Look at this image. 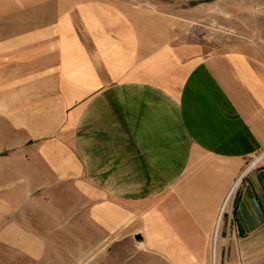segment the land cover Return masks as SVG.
Returning <instances> with one entry per match:
<instances>
[{
	"label": "crops",
	"instance_id": "obj_1",
	"mask_svg": "<svg viewBox=\"0 0 264 264\" xmlns=\"http://www.w3.org/2000/svg\"><path fill=\"white\" fill-rule=\"evenodd\" d=\"M245 2L0 0V188L51 173L106 221L135 207L170 264H264V37L212 47L174 20L222 6L243 29ZM0 242L33 252L16 222Z\"/></svg>",
	"mask_w": 264,
	"mask_h": 264
},
{
	"label": "rangeland",
	"instance_id": "obj_2",
	"mask_svg": "<svg viewBox=\"0 0 264 264\" xmlns=\"http://www.w3.org/2000/svg\"><path fill=\"white\" fill-rule=\"evenodd\" d=\"M245 3L251 11L247 6L232 5L242 11L243 21L238 24L243 29L232 27L237 21L222 6L194 10L188 18L176 14L174 20L180 22L187 37H210L212 47L232 38L264 37V10L257 0ZM48 181L49 189L26 190V196L25 190L0 188V197L25 202L10 205L9 213L0 206V227L20 224L33 247L28 253L0 242V264H170L167 254L152 251V238L138 232L135 207L120 206L124 210L121 215L112 209L105 213L111 218L106 221L94 211V202L101 199L90 197L82 184L78 188L76 182L56 180L51 173ZM137 234L142 239L136 238ZM165 240L167 243V238H162L157 245Z\"/></svg>",
	"mask_w": 264,
	"mask_h": 264
},
{
	"label": "water",
	"instance_id": "obj_3",
	"mask_svg": "<svg viewBox=\"0 0 264 264\" xmlns=\"http://www.w3.org/2000/svg\"><path fill=\"white\" fill-rule=\"evenodd\" d=\"M136 238L142 239V235L137 234V235H136Z\"/></svg>",
	"mask_w": 264,
	"mask_h": 264
},
{
	"label": "bare ground",
	"instance_id": "obj_4",
	"mask_svg": "<svg viewBox=\"0 0 264 264\" xmlns=\"http://www.w3.org/2000/svg\"><path fill=\"white\" fill-rule=\"evenodd\" d=\"M214 251H215V249H214ZM215 255V254H214ZM215 264V263H214Z\"/></svg>",
	"mask_w": 264,
	"mask_h": 264
}]
</instances>
